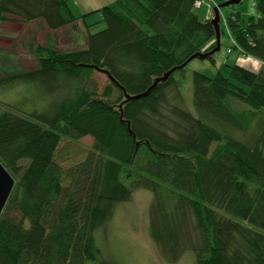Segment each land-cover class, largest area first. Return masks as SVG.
Wrapping results in <instances>:
<instances>
[{"label": "trees", "instance_id": "trees-1", "mask_svg": "<svg viewBox=\"0 0 264 264\" xmlns=\"http://www.w3.org/2000/svg\"><path fill=\"white\" fill-rule=\"evenodd\" d=\"M197 1L117 0L98 11L106 28L89 30L85 49L59 52L54 33L80 20L67 0H0L1 23L42 21L53 33L34 50L36 69L0 80L45 88L47 101L33 119L0 115V161L16 180L0 217V264H116L95 234L139 189L153 195L148 232L169 263L191 253L196 264H264V0L253 11L230 6L220 23L231 48L262 68L194 72V113L176 79L187 66L146 98L125 103L121 89L143 94L217 48ZM214 56L205 60L216 66ZM95 71L109 79L101 93L89 87ZM88 137L76 161L71 146Z\"/></svg>", "mask_w": 264, "mask_h": 264}, {"label": "rangeland", "instance_id": "rangeland-1", "mask_svg": "<svg viewBox=\"0 0 264 264\" xmlns=\"http://www.w3.org/2000/svg\"><path fill=\"white\" fill-rule=\"evenodd\" d=\"M105 1L93 0L96 6L102 4V8ZM211 1H209L211 5L214 3L211 14H209L210 8L207 5L196 10L202 21H211L215 17V9L219 5L215 0ZM253 3L254 0H245L235 8H248L249 11H253ZM231 11L232 7L220 10L219 25L222 23L221 26L227 28L225 15L230 14ZM95 20L98 23L95 25L93 33L106 28L102 14ZM14 24L17 23L14 22ZM75 24L69 26L72 28L65 30L63 35L54 34L52 40L56 44L57 51L73 52L86 48L88 38L86 32L79 28H73ZM48 35L46 28L40 22L31 27L17 25L9 26L7 29L5 26L0 34V80L16 72H28L36 69L37 59L34 56V50L38 45L45 46L47 44ZM228 35L230 36L229 33ZM232 45H235L233 39L227 36L222 38L221 36V49L214 56L216 66L208 60L196 59L187 65L183 73L176 75V79L181 85L186 107L192 113L195 112L193 105L194 72H201L213 77L222 65L235 62L253 72H259L262 68L261 62L244 55H238L231 48ZM108 85L109 79L105 74L95 71L91 76L90 89H95L101 93ZM44 90L45 88L39 89L28 82L10 83L5 80L0 85V115L8 110L33 119V115H40L45 110L47 101L41 99V92ZM235 107L240 111L246 109L242 104H236ZM93 143V139L88 137L71 146L73 157L79 153L76 161L84 159ZM152 198V193L147 190L133 191L131 200L117 206L110 223L104 229L96 232V245L104 258L110 259L116 264H172L163 258L149 236V212ZM258 231L264 233L262 230ZM87 264L100 263L88 262ZM176 264H196L195 257L189 253Z\"/></svg>", "mask_w": 264, "mask_h": 264}, {"label": "water", "instance_id": "water-1", "mask_svg": "<svg viewBox=\"0 0 264 264\" xmlns=\"http://www.w3.org/2000/svg\"><path fill=\"white\" fill-rule=\"evenodd\" d=\"M243 1L244 0H231V1H228V2H226V3H224V4L220 5V6H218L215 9V17L211 20V23L216 28L217 48L214 49L213 51H211L210 53H207L205 55L199 54V55L193 56L185 65H183L181 67H178V68L172 69L164 77L156 80V82L154 83V85L147 92H145L143 94H140V95L130 96V95L127 94V92L125 91L124 88H121L119 86V84L116 83V85L118 87H120L122 89V91L124 92L125 99H126L125 103L137 101L139 99L148 97L151 94V92L153 90H155L160 83L167 82L171 75H173L176 71H179V70L185 68L193 60H196V59L205 60L208 57H212L217 52H219L220 49H221V32H220V25H219V22H220V10H222L224 8H228L230 6L239 5ZM120 108L122 110L123 105H121ZM122 117H123V115H122ZM127 124H128V130L131 132L130 124L129 123H127ZM15 185H16L15 178L10 174V172L7 170V168L0 161V217H1V215H2V213L4 211V209H5V207L7 205V203L9 201L10 197H11V194H12L14 188H15Z\"/></svg>", "mask_w": 264, "mask_h": 264}, {"label": "crops", "instance_id": "crops-1", "mask_svg": "<svg viewBox=\"0 0 264 264\" xmlns=\"http://www.w3.org/2000/svg\"><path fill=\"white\" fill-rule=\"evenodd\" d=\"M67 1H68L69 5H70L71 10L73 11L74 15L77 18L80 19L77 22V24H75V27H73V28H79V29L83 30L84 32H86V35L88 37V31L89 30L90 31H93L95 29L94 26L98 23V22H96L95 19H96V17L99 18L100 15H101V13H99L98 11L102 9V4L99 5V6H96L95 5V2H93V0H67ZM116 1L117 0H106L103 3V8L106 7V6H109V5L113 4ZM81 18L83 20H81ZM39 22L43 25L44 28H46L48 34H53L49 29H47V27L43 24L42 21H37V22L29 23V24H25V23H17V24H14V23H6L5 24V23H1L0 22V34H1V30L5 26H6L7 29H8L9 26H17V25L31 27V26H34V24H37ZM70 28H72V27L64 28V29H62L59 32H56L54 34L63 35V34H65L64 33L65 30H70ZM85 47H87V46H85Z\"/></svg>", "mask_w": 264, "mask_h": 264}, {"label": "built area", "instance_id": "built-area-1", "mask_svg": "<svg viewBox=\"0 0 264 264\" xmlns=\"http://www.w3.org/2000/svg\"><path fill=\"white\" fill-rule=\"evenodd\" d=\"M205 1H208V2L205 3ZM209 1L212 2L211 0H201V1H197L196 4H195V8L196 9H201L204 5H207V7L210 8L209 14H211L212 13V10H213L214 3H213V5H211L209 3Z\"/></svg>", "mask_w": 264, "mask_h": 264}, {"label": "bare ground", "instance_id": "bare-ground-1", "mask_svg": "<svg viewBox=\"0 0 264 264\" xmlns=\"http://www.w3.org/2000/svg\"><path fill=\"white\" fill-rule=\"evenodd\" d=\"M208 2V1H205V3Z\"/></svg>", "mask_w": 264, "mask_h": 264}]
</instances>
